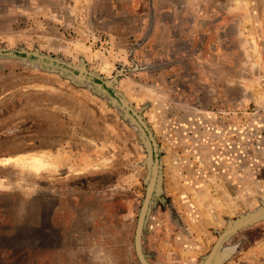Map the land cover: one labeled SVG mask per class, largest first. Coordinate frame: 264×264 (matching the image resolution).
Here are the masks:
<instances>
[{"label": "rangeland", "instance_id": "rangeland-1", "mask_svg": "<svg viewBox=\"0 0 264 264\" xmlns=\"http://www.w3.org/2000/svg\"><path fill=\"white\" fill-rule=\"evenodd\" d=\"M0 50V264H140L153 146L114 92L159 147L153 264L264 204V0H0ZM215 264H264V216Z\"/></svg>", "mask_w": 264, "mask_h": 264}, {"label": "water", "instance_id": "water-1", "mask_svg": "<svg viewBox=\"0 0 264 264\" xmlns=\"http://www.w3.org/2000/svg\"><path fill=\"white\" fill-rule=\"evenodd\" d=\"M26 58H36L38 62H50L54 64L53 61L48 60L47 58L43 56H37L35 54H32L30 52L24 53ZM0 57H20V54L15 50H0ZM48 60V61H47ZM69 70L74 72V70H78L77 76L87 78L88 80H94V76L91 74H88L85 70L78 69L76 66H70ZM115 97L119 100L121 106L128 111L134 119L140 124V126L145 130V132L148 135V138L153 146V159L154 162L152 164V170H151V177L147 186L146 195L140 210L139 219L137 222V228L135 232V248H136V254L138 256L139 261L141 264H150L143 252L142 247V234L144 229V224L146 220L147 211L149 208L150 201L152 199L157 178H158V172L160 167V160H159V147L158 143L156 141V138L149 128L147 122L144 120L142 115L139 111H137L123 96L119 95L117 92H114ZM264 216V204L256 209L255 211L251 212L247 216H244L243 218L238 219L236 222L228 226L222 233L219 234L217 242L214 244L212 251L206 258L203 264H215L216 258L218 257V251L220 250L223 242L232 236L233 234L237 233L239 230L248 227L249 225L253 224L254 222L260 220Z\"/></svg>", "mask_w": 264, "mask_h": 264}, {"label": "flooded vegetation", "instance_id": "flooded-vegetation-1", "mask_svg": "<svg viewBox=\"0 0 264 264\" xmlns=\"http://www.w3.org/2000/svg\"><path fill=\"white\" fill-rule=\"evenodd\" d=\"M118 93V92H117ZM119 94V93H118ZM120 95V94H119ZM126 99V98H125ZM127 100V99H126ZM128 101V100H127ZM129 102V101H128ZM130 103V102H129ZM138 111V110H137ZM142 115V114H141ZM142 117L144 118V116L142 115ZM144 120L146 121V119L144 118ZM147 122V121H146ZM147 124H148V122H147ZM149 126V125H148ZM150 128V127H149ZM159 157H160V154H159ZM159 160H160V158H159ZM159 164H160V162H159ZM160 168V167H159ZM160 173V169H159V172H158V178H157V183H156V187H155V190H154V193H153V196H152V199H151V201H150V204H149V208H148V211H147V215H146V219H147V216H148V212H149V209H150V206H151V204H152V201H153V199H154V195H155V192H156V190H157V185H158V180H159V174ZM142 207V206H141ZM138 219H139V217H138ZM145 225H146V220H145V224H144V229H145ZM136 228H137V226H136ZM144 229H143V234H142V247H143V239H144ZM135 232H136V229H135ZM217 240H218V238H217ZM217 240H216V242H217ZM215 242V243H216ZM214 243V244H215ZM135 244V243H134ZM214 246V245H213ZM213 246H212V249H213ZM212 249L210 250V252L212 251ZM135 252H136V248H135ZM143 252H144V255H145V257H146V259H147V261L150 263V264H153L149 259H148V257L146 256V254H145V251H144V247H143ZM210 252H209V254H210ZM218 253H219V251H218ZM208 254V255H209ZM137 255V254H136ZM208 255L206 256V258L208 257ZM137 258H138V256H137ZM206 258H205V260H206ZM217 259V258H216ZM204 260V261H205ZM138 261H139V259H138ZM204 261L201 263V264H203L204 263ZM140 262V261H139ZM140 264H141V262H140Z\"/></svg>", "mask_w": 264, "mask_h": 264}, {"label": "bare ground", "instance_id": "bare-ground-1", "mask_svg": "<svg viewBox=\"0 0 264 264\" xmlns=\"http://www.w3.org/2000/svg\"><path fill=\"white\" fill-rule=\"evenodd\" d=\"M36 160H38L37 162L40 163V162H39V160H40L39 158L36 157ZM7 161H10V162H11L12 160L8 159ZM20 161H21V160H20Z\"/></svg>", "mask_w": 264, "mask_h": 264}]
</instances>
